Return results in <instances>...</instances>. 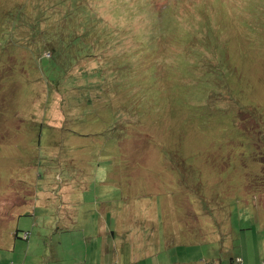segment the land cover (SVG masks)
Returning <instances> with one entry per match:
<instances>
[{
	"label": "rangeland",
	"instance_id": "rangeland-1",
	"mask_svg": "<svg viewBox=\"0 0 264 264\" xmlns=\"http://www.w3.org/2000/svg\"><path fill=\"white\" fill-rule=\"evenodd\" d=\"M48 1L0 39V264H264V0Z\"/></svg>",
	"mask_w": 264,
	"mask_h": 264
},
{
	"label": "trees",
	"instance_id": "trees-1",
	"mask_svg": "<svg viewBox=\"0 0 264 264\" xmlns=\"http://www.w3.org/2000/svg\"><path fill=\"white\" fill-rule=\"evenodd\" d=\"M25 1L17 2L15 0H0V39L4 40V42L10 46L12 55L18 54L19 48H21L22 46H24L27 43V41L22 42V41H20V39L17 38L20 34V30L18 28L19 27L18 22L20 20H22L21 16H20V12H21V10H23V8L27 7V5H25ZM196 1H197V3H199V2H201V3L193 5V7H195V10L197 9V12L199 14H201L203 12L204 7H205L203 5V3H206L207 0H196ZM28 2H29L28 3L29 10L31 12H33L35 14V16H38V18H41L43 20H45V18H46V13L48 11L52 10L51 8L45 7L46 4H49L48 0H42L40 2H39V0H28ZM5 5L10 6V8L5 9ZM175 6H179V5L174 4L173 6H168L166 8H162L159 11V12H161V15L164 14L163 19L168 18L171 21L173 20V17L171 15H173V8ZM35 11H37L38 14L35 13ZM156 20L158 21L159 18H156ZM65 21H66V18H65ZM95 21L90 20V24H91L90 27H87L88 25L83 23L84 27L87 28V29H85L87 31L86 34L93 35L96 33L97 28L94 27ZM97 21L98 22L100 21L99 23H101V19H99ZM66 22H68V24H72L70 22V20H68ZM259 22L262 23L261 21H259ZM263 25H264V22H263ZM207 27H208V25L204 26L201 29L202 30L201 34L207 33V31H206ZM56 28L61 30V25L49 26L47 29L44 28V30L42 32L35 31L31 35H29V40L33 41L36 44V46H38V44H46L47 42H51L50 39H48V40L45 39L44 35L48 34V32L50 30H52V31L55 30L56 33H58ZM62 28L64 29L65 32H66V30H67V32H69L67 28H64V27H62ZM100 28H101V31L106 32V34H107V32H110V33L114 32L113 29L109 30V27L107 28L102 23L100 25ZM200 28L201 27H199V29ZM116 31H117V29H116ZM213 31H214V29H213ZM169 32L171 34L174 33L175 36L178 34L175 29H171V28H169ZM195 33H199L197 27L195 29ZM150 40H151V43L155 42V38H153V39L151 38ZM140 46H142V45H140ZM145 49H146L145 47H139V49H138L139 55L138 56H141V57L145 56L146 55V53H144ZM27 51L31 52L29 50H26V53H27ZM181 54H182V52H181ZM129 64H133V63H129ZM116 65H117V69L115 71H117V73L118 72L128 73L131 70V68H135L137 66V65L136 66L135 65H127V64L126 65L124 64L123 66L118 65V64H116ZM101 74L102 73L100 72L97 74V76L100 77ZM93 76H96V75L94 74ZM69 80L70 79H65L64 83L67 85ZM62 88H64V84H63Z\"/></svg>",
	"mask_w": 264,
	"mask_h": 264
},
{
	"label": "crops",
	"instance_id": "crops-1",
	"mask_svg": "<svg viewBox=\"0 0 264 264\" xmlns=\"http://www.w3.org/2000/svg\"><path fill=\"white\" fill-rule=\"evenodd\" d=\"M135 257H138L137 255Z\"/></svg>",
	"mask_w": 264,
	"mask_h": 264
},
{
	"label": "built area",
	"instance_id": "built-area-1",
	"mask_svg": "<svg viewBox=\"0 0 264 264\" xmlns=\"http://www.w3.org/2000/svg\"><path fill=\"white\" fill-rule=\"evenodd\" d=\"M241 264V262H239Z\"/></svg>",
	"mask_w": 264,
	"mask_h": 264
}]
</instances>
